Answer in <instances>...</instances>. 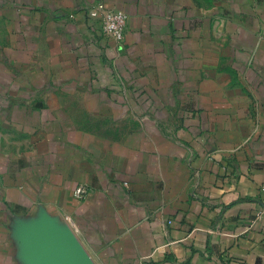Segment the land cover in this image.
<instances>
[{"label": "crops", "instance_id": "obj_1", "mask_svg": "<svg viewBox=\"0 0 264 264\" xmlns=\"http://www.w3.org/2000/svg\"><path fill=\"white\" fill-rule=\"evenodd\" d=\"M53 238L264 264V0H0V264H47Z\"/></svg>", "mask_w": 264, "mask_h": 264}, {"label": "built area", "instance_id": "obj_2", "mask_svg": "<svg viewBox=\"0 0 264 264\" xmlns=\"http://www.w3.org/2000/svg\"><path fill=\"white\" fill-rule=\"evenodd\" d=\"M100 28L102 34L106 38L113 37L118 42H122L125 39L127 26H128V14L119 9H107L101 17ZM90 192L87 184H80L75 189V195L79 199H84ZM66 222L76 234V225L71 217H65ZM170 223V221H169Z\"/></svg>", "mask_w": 264, "mask_h": 264}, {"label": "water", "instance_id": "obj_3", "mask_svg": "<svg viewBox=\"0 0 264 264\" xmlns=\"http://www.w3.org/2000/svg\"><path fill=\"white\" fill-rule=\"evenodd\" d=\"M66 224L77 240L76 234L67 222ZM78 243L73 246L58 238L51 239L47 246V264H96L88 252Z\"/></svg>", "mask_w": 264, "mask_h": 264}]
</instances>
